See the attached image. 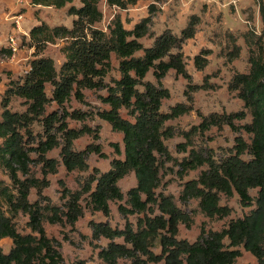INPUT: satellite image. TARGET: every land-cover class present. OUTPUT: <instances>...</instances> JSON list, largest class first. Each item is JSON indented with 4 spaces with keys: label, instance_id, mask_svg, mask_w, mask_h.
<instances>
[{
    "label": "trees",
    "instance_id": "1",
    "mask_svg": "<svg viewBox=\"0 0 264 264\" xmlns=\"http://www.w3.org/2000/svg\"><path fill=\"white\" fill-rule=\"evenodd\" d=\"M75 0H32L34 6H46L64 9ZM141 0H106L109 7L126 10L129 5H136ZM158 2L160 0H153ZM102 0H80V6H71L69 14L74 16L71 28L67 26H49L47 23L35 25L30 30L31 47L38 57L31 63V70L20 81H10L1 102L2 119L0 121V167L12 182L6 185L0 180V198H4L11 211L23 212L30 217V227L34 233L23 235L19 232L12 217L0 206V240L10 238L13 247L4 253L0 247V264H63V256L49 239L42 225V213L38 203H30L32 189L42 195L47 184L29 176L31 145L26 138L34 121H41L46 130V139L39 143L35 150L39 152L41 162L49 173H55L59 163L46 159V154L59 143L52 134L56 124L60 125L65 144L61 148V157L68 171L76 169L86 171V151L75 152L73 143L83 133L69 130L58 113L45 116L50 103L62 107L72 96L73 87L103 88L102 79L107 76L111 56L116 55L119 63L120 78L114 86L108 87V94L102 101L110 109L101 112L103 120L111 124L114 131L124 135V159L112 162L108 172L100 173L87 187L91 203L95 209L109 215V202L123 200L124 194L118 182L130 173H134L137 186L127 193L130 209L120 207L127 215L145 214L139 221L137 230L128 224L125 229H113L106 224L93 226L97 239L104 237L111 242L99 253L105 264H119L121 259H129L133 264H236L242 256L240 247L249 252L256 264H264V58L256 54L250 58L251 68L248 73L234 76L230 89L238 93L244 108L251 116V122L242 126L236 120L247 117L245 111L211 115L200 124L203 130L212 126L231 127L236 133L244 131L250 142L243 136L235 138L233 152L217 162L212 158H203L191 152V158L183 163L184 168L195 170L205 164L208 170L203 171L197 180L188 181L180 200L187 203L190 199H199L201 211L210 219L225 218L231 210L221 206V195L232 198L237 194L243 207L251 208L243 218L232 220L228 228L208 233L205 230L194 243L178 240L179 225L190 226L191 218L174 202L172 197L157 194L160 186V158L169 157L165 140L173 132L165 128L167 121L176 119L190 112L191 108L178 104L170 113L161 111L164 99L170 97L169 90L144 82L148 73L153 74L160 84L170 70L188 78L185 69L184 54L181 52L182 41L195 37L196 26L200 20L192 16L187 29L183 31V40L172 32L158 37L154 44L145 48L139 41L148 34L150 18L143 19L131 30L125 28L120 17H116L109 28V33L97 29L103 19L99 8ZM153 10V6H150ZM264 35V2H259ZM57 40L67 41L63 50L66 62L58 72L54 60L39 55L48 44ZM258 50L262 44L257 46ZM174 50L176 53H174ZM143 51V55L137 56ZM11 52V51H10ZM239 50L236 49L238 56ZM196 66L203 69L205 63L196 58ZM52 87L51 96L46 86ZM144 87L143 91L139 87ZM79 96V92L77 90ZM14 98L23 99L27 110L25 113L13 112L10 109ZM81 99V98H80ZM127 109L134 119L129 121L121 116V110ZM77 119L81 116L76 115ZM250 157L249 160L244 156ZM19 175H22L21 178ZM42 184V185H40ZM251 190H257L252 196ZM69 207L68 221L75 224L82 211L78 207L79 196ZM157 208L161 215L148 216ZM60 218L55 214L52 223ZM116 238H123L124 244L117 243ZM156 239L160 241L161 252L155 253L150 246ZM226 240L228 241L226 243ZM74 264H85L78 261Z\"/></svg>",
    "mask_w": 264,
    "mask_h": 264
},
{
    "label": "rangeland",
    "instance_id": "2",
    "mask_svg": "<svg viewBox=\"0 0 264 264\" xmlns=\"http://www.w3.org/2000/svg\"><path fill=\"white\" fill-rule=\"evenodd\" d=\"M264 0H141L136 5H129L126 10L109 7L106 0L99 5L103 13V19L97 24V29L109 33L116 17H120L125 28L131 30L143 19L150 18L148 34L139 41L147 48L154 44L155 40L166 32H172L183 40V31L187 29L192 16L200 20L196 26L195 37L182 41L181 52L184 54L185 69L188 78L179 75L175 70H170L160 84L151 70L144 82H151L169 90L170 97L164 99L161 111L170 113L171 108L182 104L191 108L190 112L176 119L167 121L165 128L173 132L171 138L165 140L169 157L160 158V186L157 194L172 197L176 205L191 218L190 226L179 225L178 240H186L194 243L198 240L202 231L206 233L220 232L228 228L232 220L243 218L251 208L243 207L237 194L232 198L221 195V206L231 210V215L225 218H208L199 206V199H190L187 203L180 200L185 184L190 180H197L203 171L208 170L205 164L195 170L184 168L183 163L191 158L190 153L195 152L203 158H212L219 162L233 152L235 138L238 135L250 142V137L244 131L236 133L231 127L224 125L222 128L212 126L209 130H203L199 126L205 118L211 115L222 116L224 114L246 112L243 102L238 98V93L230 89L231 81L238 73H248L251 68L250 58L259 54L264 58L263 23L260 15L259 2ZM153 6L151 10L150 6ZM71 6H80V0H75L72 5L64 9H55L46 6H34L32 0H0V121L2 119L1 102L4 94L10 86V81H20L31 70V63L37 59L35 49L32 48L30 30L35 25L47 23L49 26L72 27L74 16L69 14ZM17 19H20L19 26ZM10 36H15L19 46L18 52L13 55L8 49ZM262 44L258 50L257 46ZM67 41L57 40L55 44H48L43 53L39 55L54 60L57 71L66 62L64 49ZM239 53L237 57L236 49ZM174 53L176 51L174 50ZM143 55V51L137 56ZM199 57L205 66L200 69L196 66V58ZM120 61L116 55L111 56L110 67L107 76L102 79L103 88H79L73 87L71 98L62 106L50 103L46 108L45 116L58 113L63 117L69 130L81 131L83 134L74 141L75 152L86 151V171L76 169L68 171L64 166L60 155L61 148L65 144L60 125L56 124L52 134L56 137L59 147L46 154V159L58 161L59 166L55 173H49L41 162L39 147L41 140L46 139V130L41 121H34L30 126V134L26 138L31 145L29 176L40 182L44 181L47 187L43 188L42 195L32 189L29 202L38 203L42 213V225L49 239L63 256V264H74L84 261L85 264H105L99 257L100 251L106 249L110 240L93 234V226L106 224L113 229H125L130 224L137 230L139 221L145 214H123L120 207L130 209L127 203V193L137 186V179L132 172L118 182L124 199L109 202V215L95 209L91 203L87 187L100 173L111 170L112 162L116 159H124V135L114 131L111 124L103 120L101 112L110 109L109 105L102 101L108 94V87H112L120 78ZM79 92V96L77 94ZM140 91L144 87H139ZM49 96L52 87L46 86ZM81 98V99H80ZM10 109L13 112L25 113L26 103L23 99L14 98ZM247 113V112H246ZM76 115L81 116L80 119ZM121 116L133 121L127 109L121 110ZM251 116L240 121L237 126L249 124ZM1 143V141H0ZM244 159L250 157L245 155ZM21 178L22 175H19ZM0 180L6 185L12 186V182L6 171L0 167ZM42 185V184H40ZM95 187V183L91 184ZM257 190H251L252 196H256ZM79 196L78 207L82 211L75 224L68 221L69 207ZM0 206L12 217L19 232L23 235L33 234L30 227V217L23 212L11 211L4 198H0ZM154 208L153 215L159 216L161 212ZM55 214L60 218L57 223H52ZM117 243L124 244L123 238H116ZM228 241L226 240V243ZM0 247L4 253H9L13 247L12 240L5 238L0 240ZM155 253L161 252L160 241L156 239L150 246ZM242 256L236 264H256V259L243 247H240ZM119 264H133L129 259H121Z\"/></svg>",
    "mask_w": 264,
    "mask_h": 264
},
{
    "label": "built area",
    "instance_id": "3",
    "mask_svg": "<svg viewBox=\"0 0 264 264\" xmlns=\"http://www.w3.org/2000/svg\"><path fill=\"white\" fill-rule=\"evenodd\" d=\"M19 21L20 19H17L18 26L20 23ZM8 49L12 52L13 55H15L18 52L19 46H18L15 36H10L9 43H8Z\"/></svg>",
    "mask_w": 264,
    "mask_h": 264
}]
</instances>
